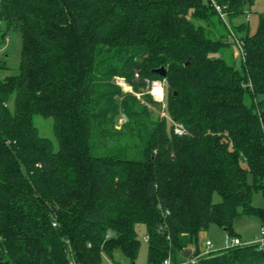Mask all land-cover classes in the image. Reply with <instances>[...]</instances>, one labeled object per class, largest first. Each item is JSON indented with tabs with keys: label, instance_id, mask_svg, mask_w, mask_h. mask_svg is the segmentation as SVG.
Segmentation results:
<instances>
[{
	"label": "trees",
	"instance_id": "1",
	"mask_svg": "<svg viewBox=\"0 0 264 264\" xmlns=\"http://www.w3.org/2000/svg\"><path fill=\"white\" fill-rule=\"evenodd\" d=\"M218 1L244 41L240 68L209 0H0V46L11 30L23 38L17 74L1 75L0 54V264H101L117 251L134 264L140 225L146 264L178 262L212 224L237 235L240 212L264 217L252 204L264 190V11L252 31L257 0ZM158 79L163 104L148 92ZM36 115L53 119L57 148ZM195 264H264V249Z\"/></svg>",
	"mask_w": 264,
	"mask_h": 264
},
{
	"label": "rangeland",
	"instance_id": "2",
	"mask_svg": "<svg viewBox=\"0 0 264 264\" xmlns=\"http://www.w3.org/2000/svg\"><path fill=\"white\" fill-rule=\"evenodd\" d=\"M264 11V0H257L255 6L253 7L251 14V29L252 31L256 30L258 24V13ZM23 47V38L19 31L11 30L8 33L5 44L0 46V54L6 55L7 59V68L1 71L2 76L17 74L21 65V53ZM226 58L229 62L233 63L235 66L240 68L242 66V55L237 46V44L230 40V48L227 52ZM118 84L122 86L124 93H134L133 88L129 85L126 80L122 77H118L116 80ZM148 92L151 94L152 98L160 101L162 104L165 101V89L166 82L165 80H154L149 84ZM163 91L161 98L157 95V90ZM138 97H141V93H137ZM262 97L259 95V98ZM255 98L249 92L245 95V102L248 105H253ZM154 114L160 116H166L164 112L163 105L158 109L151 103H149ZM14 106V95H12L10 100V107ZM167 117V116H166ZM35 124L39 129V133L42 136L51 138L56 144L57 141L53 134V119L46 118L41 115H36ZM125 120L124 114L120 112L116 118V124L118 127ZM252 180V178H250ZM220 197L216 194L215 199L218 200ZM252 204L258 208H264V190H257L253 193ZM264 225V217L262 216H250L245 213L240 212L233 221V229L237 235H239L243 241H252L258 238L261 235V227ZM146 233L145 227L140 225L139 235L142 240L141 249L139 258L134 264H146L147 263V249L148 243L143 239V235ZM226 232L217 224H212L210 228L201 234L200 237V246L203 248L205 240L210 239L213 242L215 249H221L224 247L225 243V234ZM101 264H133V262L125 256L121 251L115 252L114 259L109 258L106 254H103V259Z\"/></svg>",
	"mask_w": 264,
	"mask_h": 264
},
{
	"label": "built area",
	"instance_id": "3",
	"mask_svg": "<svg viewBox=\"0 0 264 264\" xmlns=\"http://www.w3.org/2000/svg\"><path fill=\"white\" fill-rule=\"evenodd\" d=\"M209 1L213 4L214 8L218 12L222 20L225 22V24L230 28L229 39L230 40L233 39V41L237 44L241 52L242 58H244L246 56L244 41L231 28V25L227 17V12L224 10L223 4L219 2L218 0H209ZM249 19H250V16H247L246 21H248ZM171 121L173 123L175 133H177L178 135H183L187 133L186 127L182 123L172 118H171ZM225 234L226 236H225L224 247L221 249L229 248V247L236 246V245H248V244H256L258 248L264 249V225L261 227V235L252 241H243L240 236L232 235L227 232ZM142 237L147 243L149 242V235L147 233H145ZM200 249L201 251L199 253H195V249L192 248L191 255L187 257L186 260H182L178 262H173L171 254H170L163 260L162 264H195L198 261L200 256L209 254L213 251L220 250V249L214 248L213 242L210 239H206L203 248L200 246ZM185 250H187V248ZM72 264L74 263L72 262Z\"/></svg>",
	"mask_w": 264,
	"mask_h": 264
},
{
	"label": "water",
	"instance_id": "4",
	"mask_svg": "<svg viewBox=\"0 0 264 264\" xmlns=\"http://www.w3.org/2000/svg\"><path fill=\"white\" fill-rule=\"evenodd\" d=\"M154 72H155L156 74L162 76V77H165V76H166V73H167V70H166V67H165V66H160V67H158V68H155V69H154ZM117 79H118V77H114V78H113V81L117 82V81H116ZM125 116H126V115L124 114V117H125ZM191 253H192V248H191V247H189V248H187V250H184V251H183V255H184L186 258L189 257V256L191 255Z\"/></svg>",
	"mask_w": 264,
	"mask_h": 264
},
{
	"label": "bare ground",
	"instance_id": "5",
	"mask_svg": "<svg viewBox=\"0 0 264 264\" xmlns=\"http://www.w3.org/2000/svg\"><path fill=\"white\" fill-rule=\"evenodd\" d=\"M156 92H157V95H158V97H159V98H161V97H162V95H163V94H162V93H163V91L161 92V91L158 89Z\"/></svg>",
	"mask_w": 264,
	"mask_h": 264
},
{
	"label": "crops",
	"instance_id": "6",
	"mask_svg": "<svg viewBox=\"0 0 264 264\" xmlns=\"http://www.w3.org/2000/svg\"><path fill=\"white\" fill-rule=\"evenodd\" d=\"M202 235H203V233H202Z\"/></svg>",
	"mask_w": 264,
	"mask_h": 264
}]
</instances>
